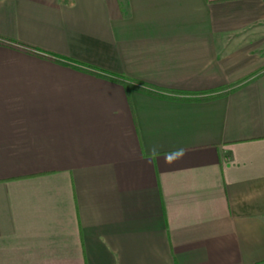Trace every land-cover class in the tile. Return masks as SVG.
I'll list each match as a JSON object with an SVG mask.
<instances>
[{
    "label": "crops",
    "instance_id": "crops-1",
    "mask_svg": "<svg viewBox=\"0 0 264 264\" xmlns=\"http://www.w3.org/2000/svg\"><path fill=\"white\" fill-rule=\"evenodd\" d=\"M0 36L82 63L0 43V264H264V0H0Z\"/></svg>",
    "mask_w": 264,
    "mask_h": 264
},
{
    "label": "trees",
    "instance_id": "trees-1",
    "mask_svg": "<svg viewBox=\"0 0 264 264\" xmlns=\"http://www.w3.org/2000/svg\"><path fill=\"white\" fill-rule=\"evenodd\" d=\"M0 43L11 45V46L26 50V51L31 52V53L47 56V57L52 58V59H54L56 61L68 63V64H71V65H77V66L80 65V66H82L81 65L82 63H80V62H78L76 60H73L70 57H65V56L50 52V51H46V50L37 48L35 46L29 45V44L24 43V42L19 41V40H9V39H6V38L0 36ZM90 69H91L92 72L99 73V74H104V75H107L108 77H110L112 79H116L118 81H121L122 83H124L128 87V89L134 88L130 84L131 81H130L129 77H127L124 74H117V75L113 74V75H110V74L102 73V71H99L97 69H93V68H90ZM143 86L144 85H140L139 87L137 86V88H141V89L143 88V90H145V91H150V90L154 91V90L150 89L151 88L150 86L149 87L148 86L145 87L146 85L144 87ZM212 92H214V91H212ZM209 97H215V95H205L204 97H202V99H207Z\"/></svg>",
    "mask_w": 264,
    "mask_h": 264
}]
</instances>
